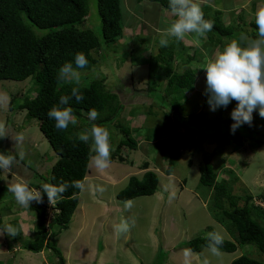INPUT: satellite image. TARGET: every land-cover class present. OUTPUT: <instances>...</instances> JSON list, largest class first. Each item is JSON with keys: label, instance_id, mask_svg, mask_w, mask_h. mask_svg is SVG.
<instances>
[{"label": "rangeland", "instance_id": "1", "mask_svg": "<svg viewBox=\"0 0 264 264\" xmlns=\"http://www.w3.org/2000/svg\"><path fill=\"white\" fill-rule=\"evenodd\" d=\"M204 2L205 4L200 5L208 16H217L223 25L243 23L242 27L248 31L247 23L255 21L254 12L260 0ZM86 4L87 15L83 25L97 33L99 21L95 1L86 0ZM148 7H153L154 13H146ZM120 9L123 13V27L119 39L107 47L106 61L103 64L98 62V69L85 72L89 75L82 82L87 83L92 78L100 79L105 89L116 95L122 108L117 116L118 120H112L113 124L119 122L120 126L129 129V137L135 146L132 149L120 148L116 156L123 157L122 162L117 161L114 153L110 167L105 173L97 172L94 167L89 166L88 161L83 178L86 187L77 195V206L67 229L54 227L55 235L49 237L48 241L59 249L63 264H156V261L163 258H166L164 264H183L182 253L185 248L182 244L194 237L205 236L207 227L210 232L220 233L224 240H231L225 230L226 226L223 225H226V221L221 219L216 222L209 214L211 190L198 184V166L203 158L210 159L218 180L223 179L234 185L233 192L238 198L248 194L252 197L254 205H260L264 209V118L259 116L258 109L253 112L256 116H253L254 123L251 126L258 128V136L263 140L258 149L251 151L247 142L235 152L229 147H216L211 137L207 136L210 134L207 126H200L188 117L201 112L203 118L209 121L217 113V110L213 112L209 106L204 105L206 72L201 68L206 59L213 58L220 48L211 50L209 45H206L201 49V42L205 38L197 39L194 34L186 35L181 41L182 50L188 56L194 55L195 59L188 61L186 65L177 60L175 68L178 72L184 67L197 71L193 87L188 91L174 89L172 94L165 96L160 79L155 80L154 90L146 93V57L154 55L160 47L161 33L158 29L166 28L173 21V16L170 11L157 4L145 1L120 0ZM134 15L138 18H134ZM242 35L245 36L240 33V37ZM232 36H235L234 32ZM220 42L227 44L230 41L220 38ZM29 82L31 83L30 79L21 82H0V97H6V108H0V121L5 123L9 135L0 138V153L15 154V141L11 137L18 133H23L24 140L16 152L22 150L25 153L23 160L17 156V163L10 172L0 171V187L4 189L0 192V220L3 227L5 224L14 223L19 233L14 246L7 234L0 236V262L57 264L56 255L48 249H42L36 254L21 249L20 243L32 240L34 216L29 208L34 202L29 208H22L7 190L8 184L20 179L29 181L32 188L36 182V174L46 176L49 166L56 159L38 131L37 122L25 118L24 111L7 110L11 97H16L15 102H22L30 97L27 90L32 84ZM173 103L180 106L177 112L171 110ZM236 104L233 100L227 107H236ZM226 113L227 108H223L218 117L222 119ZM82 117L89 120L88 115L84 114ZM165 118L171 123L177 122V130L182 135L173 143L175 155H172L168 176L165 170L170 144L165 138L169 137V134L165 130L161 131L158 141L152 136L153 130L167 121ZM112 127L111 124L107 125L113 149L123 135L118 128ZM82 131L85 130H80ZM197 135H203V142L191 146V138ZM157 142L159 144L156 148L153 145ZM143 162H146L147 167L157 176L156 191L151 196L131 199L134 202L133 207L131 210H125L123 204L116 201L114 196L125 186L129 176L139 177L138 168H141ZM154 168H158V171H154ZM97 185L105 191H96ZM50 207L48 202L45 224L49 222L52 213ZM122 218L134 223L128 233L117 236L114 226ZM257 221L264 227L263 217ZM254 249L251 245H244L237 247L231 254L221 252L219 256H213L208 249H202L199 253H194L192 264H202L204 259H207L209 264H229L241 254L264 262V253Z\"/></svg>", "mask_w": 264, "mask_h": 264}, {"label": "trees", "instance_id": "2", "mask_svg": "<svg viewBox=\"0 0 264 264\" xmlns=\"http://www.w3.org/2000/svg\"><path fill=\"white\" fill-rule=\"evenodd\" d=\"M94 1L99 21V32L97 33L83 25L87 15L86 0H0V82H21L30 79L31 83L29 82V84H32L27 90L30 97L23 99L22 102H15L16 97H11L7 104V110L24 111L25 118L35 120L38 131L56 156L55 161L49 166L46 176L36 174V182L32 188L37 190H39L41 182L59 185L62 182L70 183L74 180H83L89 161L90 143L79 141L77 134L80 130L90 128L92 123L105 128L111 124L112 128H118L123 135V138L119 139L113 148L111 161L115 156L118 162H122L124 158L116 156L120 148L132 149L135 146L134 141L129 137V129L120 126L119 122L113 124L112 120L117 119L122 108L116 95L105 89L103 81L100 79L92 78L87 83L82 82L89 75L85 72L96 69L98 62L103 64L106 61L107 47L119 39L123 27L120 0ZM140 1L157 4L162 9L169 11L168 0H136V2ZM202 11L206 20L214 22L213 30L207 33L204 40V45H209L211 50L218 47L220 50L223 49L226 43L222 44L220 38L231 41L233 38L239 39L240 33H244L249 38L257 37L255 21L247 23L248 31H246L242 27L243 23L242 25H223L217 16L210 17L203 9ZM233 32L237 37L232 36ZM182 46L181 41L169 38L167 47L160 46L154 55L146 57L147 79L144 89L146 93L152 92L155 80L160 79L165 96L172 94L174 89L188 91L192 88L197 71L194 68L184 67L178 72L175 68V61L180 60L183 65H186L194 58V55H186ZM78 52L84 53L88 60V66L79 69V83L73 81L58 84L56 77L59 68L69 62L73 63L75 67L74 58ZM72 87H78L84 99L80 103H76L73 98L68 105L61 106L72 107L73 114L78 121L76 125L70 124L66 131L61 132L56 130L55 122L49 119L47 112L53 106H60V96H71ZM203 102L204 105L209 106L206 95L203 97ZM93 108L99 113L97 120L83 119L82 116L87 115ZM179 108L177 103L171 105V110L174 112H177ZM234 108L233 106L227 107V113L222 119L218 117V114L223 108H218L213 119H209V121L203 118L201 112L196 113L195 116L190 115L188 118L200 126H207L206 128L210 130V134L207 136L211 137L212 143L216 147H229L232 152H235L247 142L251 151L258 149L263 144V140L257 133L258 128L244 124L234 134L230 131V126L234 123L230 114ZM166 120L167 118H165ZM177 126H179L177 122L171 123L167 120L161 127L153 130L152 136L156 140L161 131L165 130L169 134V137L165 138L166 142L170 144L166 175L170 174L169 167L174 154L173 143L182 137ZM202 139L203 135L192 137L191 146L202 143ZM158 144L157 142L153 146L157 148ZM140 167L146 169L147 163H141ZM198 184L211 190V207L209 208L211 217L216 222H220L221 219L226 221V225H223L226 226L225 230L231 240L223 239L220 252L231 254L239 246L251 245L255 248L254 250L264 253V227L257 221L261 217L264 218V209L255 206L252 203V197L248 194L238 198L233 192L234 185L232 183L223 179L218 180L208 157L203 158L198 166ZM156 187L157 176L152 171H144L140 177L129 176L125 186L115 194L114 198L116 201L122 202L140 196H151L155 193ZM3 190L0 187V192ZM79 191V189L69 187L63 193V197L51 205L52 213L47 224H45L47 195L44 194L43 203L34 202L29 208L34 216L32 240L20 243L21 249L33 254L42 249H48L56 255L57 264H63L59 249L48 239L55 235L54 227L67 229L71 215L77 206ZM73 193H76L75 198H73ZM1 195L3 196L2 193ZM2 227L3 223L0 220V228ZM207 230V233L211 231L208 227ZM18 236L19 233L15 237H11L12 245L16 243ZM206 244L205 236L194 237L184 242L182 247L190 249L193 253H199L202 249H207ZM165 261L166 258H163L161 261H156V264H164ZM0 264L2 263L0 262ZM229 264H264V262L241 254L232 259Z\"/></svg>", "mask_w": 264, "mask_h": 264}, {"label": "clouds", "instance_id": "3", "mask_svg": "<svg viewBox=\"0 0 264 264\" xmlns=\"http://www.w3.org/2000/svg\"><path fill=\"white\" fill-rule=\"evenodd\" d=\"M168 10L175 19L166 28L158 29L161 33L159 40L161 47L168 46L169 38L182 41L189 34H194L197 39L206 38L207 33L213 30L214 22L204 18L199 0H168ZM254 20L257 28L256 38L242 35L239 39L231 40L222 50L217 51L213 58L206 59L204 66L201 68L206 72L204 94L207 96V103L211 111L215 112L218 108H227L233 100L237 102L236 107L230 114L231 120L234 121L230 126V131L233 134L244 124L251 126L253 112L257 109L259 116L264 118V0H260L257 4ZM74 64L75 67L71 62L65 63L59 68L56 77L58 84L71 83L73 81L79 83V69L88 66L85 54L82 52L76 53ZM73 98L76 103H80L84 99L78 87H72L71 96H60V106H53L47 112L49 119L55 122L54 126L58 131H66L70 124L76 125L78 123L72 107H61L68 105ZM0 108H6V97H0ZM87 115L89 121H95L99 113L93 108L89 110ZM7 136L9 135L5 123L0 121V138ZM11 138L15 141V154L6 155L0 153V171L10 172L13 165L17 163V156H19L20 160L24 159L25 153L22 150L16 152V149L23 143V133H18ZM77 139L86 144L91 141L89 166L94 167L99 173H105L110 167L111 152L113 150L110 143L109 130L92 123L90 128L77 134ZM139 169L143 172L152 171ZM156 171H158V168H156ZM69 187L83 192L86 186L83 180H74L70 183L62 182L59 185L41 182L40 188L37 190L30 187L29 181L20 179L15 183L8 184L7 190L12 193L15 202L19 206L29 208L32 202L43 203L44 194L47 195L49 204L54 205L63 197V193ZM95 190L100 193L105 191L99 185L96 186ZM75 196L76 193H73V198ZM169 199H171V196ZM121 203L125 210H131L134 204L130 199ZM252 203L254 204V202ZM257 206L262 208L260 205ZM133 223L128 219L122 218L114 226L115 234L121 236L128 233ZM5 234L9 237H15L18 235V229L11 224H5L3 229H0V236ZM205 239L208 251L213 256H219L223 244L222 235L215 231L208 232L205 235ZM193 255L194 253L190 249H184L182 253L183 264H192ZM202 264H209V261L204 259Z\"/></svg>", "mask_w": 264, "mask_h": 264}, {"label": "crops", "instance_id": "4", "mask_svg": "<svg viewBox=\"0 0 264 264\" xmlns=\"http://www.w3.org/2000/svg\"><path fill=\"white\" fill-rule=\"evenodd\" d=\"M204 1H210V0H199V3L200 4H205V2ZM212 1V0H211ZM245 1H249V0H245ZM250 1H253V0H250ZM149 3V2H148ZM253 4V3H252ZM151 11H153V12H151ZM154 8L153 7H148L147 9H146V13H148V14H151V13H154ZM216 12H219V11H216ZM170 13V12H169ZM220 13V12H219ZM135 16V15H134ZM134 18H138V16H135ZM172 19L174 20L175 19V17H172ZM135 23H136V21H135ZM137 24V23H136ZM134 35V34H133ZM202 45H204L205 44V42H204V39L202 40ZM207 45V44H206ZM206 45H204V46H206ZM204 46H201V49H203V47ZM193 87V86H192ZM138 170H140L139 168H138ZM146 170H150L149 168H147ZM154 171H156V168L154 169ZM140 175H139V177L141 176V174L143 173V171L142 170H140Z\"/></svg>", "mask_w": 264, "mask_h": 264}]
</instances>
